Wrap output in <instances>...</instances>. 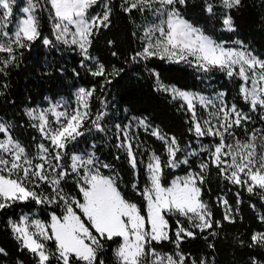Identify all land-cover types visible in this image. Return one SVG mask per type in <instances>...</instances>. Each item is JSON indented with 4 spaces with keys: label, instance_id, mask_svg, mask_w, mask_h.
Masks as SVG:
<instances>
[{
    "label": "snow or ice",
    "instance_id": "6c2138e0",
    "mask_svg": "<svg viewBox=\"0 0 264 264\" xmlns=\"http://www.w3.org/2000/svg\"><path fill=\"white\" fill-rule=\"evenodd\" d=\"M243 5L0 0V96L8 94L10 70L20 67L25 52L33 55L34 45L37 63L41 55L70 52L76 64L68 99L53 92L38 105L25 103L21 117L0 115V214L18 254L13 258L0 246V264H216L214 255L184 246L202 238L214 249L224 222L243 221L245 200L259 223L247 243L237 237L248 251L243 264H264V53L242 39L229 45L214 35L216 25L221 33H238ZM191 7L212 21L213 34L191 18ZM138 15L146 19L139 48L124 59L127 70L92 54L102 30L111 31L120 17L135 25ZM107 45L115 48V40ZM156 59L187 65L202 81L214 72L235 78L237 98L230 101L225 89L208 93L165 83L158 66L149 67ZM141 64L153 91L179 102L187 125L183 143L184 133L162 130L131 106H124V116L115 114L119 108L106 89ZM80 69L92 79L81 82ZM19 127L35 135L21 140ZM213 169L222 187L205 199Z\"/></svg>",
    "mask_w": 264,
    "mask_h": 264
},
{
    "label": "trees",
    "instance_id": "16d2710c",
    "mask_svg": "<svg viewBox=\"0 0 264 264\" xmlns=\"http://www.w3.org/2000/svg\"><path fill=\"white\" fill-rule=\"evenodd\" d=\"M24 0H18V3H23ZM119 3V0H114ZM191 5H196L199 0H189ZM191 13V18L199 19L201 26H204L209 34H213L211 29L213 27L212 21L205 20L199 17V10L196 7L188 9ZM145 17L137 16L135 25L129 22L126 18L120 17L115 19L111 31L104 32L97 38L92 48V54L99 57L102 61L109 64H114L117 68H125L124 59L128 54L130 48H139L141 43L140 25L145 23ZM236 23L238 25V33H221L219 32V25H216L217 31L214 34L218 39L224 40L228 44H234L237 38L242 39L245 44L254 49L257 54L264 53V4L262 0H244L243 8L236 16ZM135 32L136 35L132 33ZM47 34V33H46ZM108 39H114L116 43L115 48L107 45ZM39 45H34L33 55L25 52L24 59L19 68L10 70L8 77L9 87L7 96H0V115L7 114L8 119L13 116L21 117L20 109L25 103L40 104V102L50 96L53 92H59L65 98H68L67 92L69 87L73 85L74 78L71 69L76 66L75 57L70 52L60 53L52 52L51 54L35 57ZM112 51L118 53L117 56L111 55ZM52 66V74L46 73V68ZM60 65H63L68 71L67 74H60L55 71ZM161 72V79L165 83L175 84L178 87L187 85L190 89L196 91L211 92L212 89H225L228 94V99L231 101L237 98L238 82L235 78H228L219 72H214L210 79L205 78L203 81L199 73H195L194 69L183 64L169 63L163 60L156 59L149 67H157ZM184 71H179V69ZM143 65L139 68L129 72V75L120 81L119 86H108L106 91L111 92V99L113 105L119 108L115 113L119 116H124L123 108L125 105L131 106L135 109L137 114H145L151 117L156 124H158L164 131H172L178 137L184 133V139H187L185 129L187 125L184 122V115L177 111L179 102L171 103L169 99L160 92L153 91L151 87V80L147 74L143 72ZM139 74V75H138ZM81 82L91 80V77L86 76L84 71L80 69ZM118 79V78H117ZM99 94V93H98ZM15 101V104L12 101ZM95 103V101H94ZM243 102H241L242 104ZM132 113H129L131 115ZM257 124L259 121L256 122ZM17 135L21 140L27 141L31 139L35 133L28 128L19 127L16 130ZM99 140V137H97ZM149 143L153 147H159V144L150 139ZM195 143V141H193ZM108 151L107 148L104 149ZM120 166V163H117ZM125 172H127V165H124ZM222 185L220 184L215 170L213 169L207 177L205 185V199H214L216 193L220 191ZM229 199L234 204L232 193H228ZM241 214L244 219L239 218L235 222H224L219 228V235L214 239L215 248L207 249L206 241L198 238L184 247L186 250L207 252L210 256L214 255L216 264H243L248 251L241 249L237 237L243 238L247 243L248 233L252 228L258 226V221L255 219V212L249 208L247 200L241 204ZM25 208L24 211H28ZM19 211V209L17 210ZM4 217L0 214V246H6L13 258L18 255L14 248V242L10 235L4 231L3 228ZM19 259L28 261V257L19 256Z\"/></svg>",
    "mask_w": 264,
    "mask_h": 264
},
{
    "label": "rangeland",
    "instance_id": "374dc122",
    "mask_svg": "<svg viewBox=\"0 0 264 264\" xmlns=\"http://www.w3.org/2000/svg\"><path fill=\"white\" fill-rule=\"evenodd\" d=\"M229 45H232V44H229ZM65 99H68V98H65Z\"/></svg>",
    "mask_w": 264,
    "mask_h": 264
}]
</instances>
